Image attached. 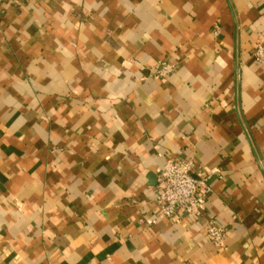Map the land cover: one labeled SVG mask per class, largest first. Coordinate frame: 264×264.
I'll return each instance as SVG.
<instances>
[{
  "label": "crops",
  "instance_id": "crops-1",
  "mask_svg": "<svg viewBox=\"0 0 264 264\" xmlns=\"http://www.w3.org/2000/svg\"><path fill=\"white\" fill-rule=\"evenodd\" d=\"M261 41L264 0H0V264H264ZM176 157L198 220L160 215Z\"/></svg>",
  "mask_w": 264,
  "mask_h": 264
},
{
  "label": "built area",
  "instance_id": "built-area-1",
  "mask_svg": "<svg viewBox=\"0 0 264 264\" xmlns=\"http://www.w3.org/2000/svg\"><path fill=\"white\" fill-rule=\"evenodd\" d=\"M21 3L22 0H17ZM253 56L264 64V42L257 43ZM175 65L162 61L156 72L157 77H166L173 73ZM212 187L209 177L196 169L194 159L187 157L168 158L159 175V187L156 201L160 215L171 219L198 220L204 217L207 209V197ZM157 217H149L142 222L152 224ZM206 232L210 240L221 247L224 245L225 229L215 219L209 218Z\"/></svg>",
  "mask_w": 264,
  "mask_h": 264
}]
</instances>
